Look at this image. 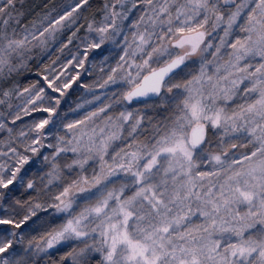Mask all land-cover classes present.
I'll list each match as a JSON object with an SVG mask.
<instances>
[{
	"label": "snow or ice",
	"instance_id": "snow-or-ice-1",
	"mask_svg": "<svg viewBox=\"0 0 264 264\" xmlns=\"http://www.w3.org/2000/svg\"><path fill=\"white\" fill-rule=\"evenodd\" d=\"M0 264H264V0H0Z\"/></svg>",
	"mask_w": 264,
	"mask_h": 264
}]
</instances>
